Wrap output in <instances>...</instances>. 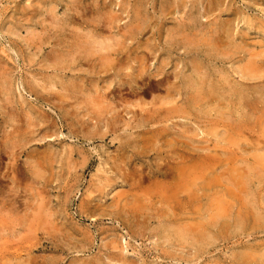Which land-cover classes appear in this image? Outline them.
<instances>
[{"label": "rangeland", "instance_id": "374dc122", "mask_svg": "<svg viewBox=\"0 0 264 264\" xmlns=\"http://www.w3.org/2000/svg\"><path fill=\"white\" fill-rule=\"evenodd\" d=\"M263 255L264 0H0V264Z\"/></svg>", "mask_w": 264, "mask_h": 264}, {"label": "bare ground", "instance_id": "6f19581e", "mask_svg": "<svg viewBox=\"0 0 264 264\" xmlns=\"http://www.w3.org/2000/svg\"><path fill=\"white\" fill-rule=\"evenodd\" d=\"M168 3H169V2H168ZM72 4H73V2H72ZM168 6H169V5H168ZM77 15H78V14H77ZM73 19H74V18H73ZM93 21H94V20H93ZM138 21H139V20H138ZM92 23H93V22H91V24H92ZM94 23H95V22H94ZM87 24H88V23H87ZM96 24H97V26H99L98 23H96ZM92 25H93V24H92ZM93 26L96 27V25H93ZM105 27H106V26H105ZM100 28H101V27H100ZM60 29H61V28H60ZM84 29H85V27H84ZM187 29H188V28H187ZM61 30H63V28H62ZM64 30H65V28H64ZM90 30H91V27H90ZM96 30H97V29H96ZM99 30H100V29H99ZM184 30H185V29H184ZM83 31H84V30H83ZM83 31H82V32H83ZM61 32H63V31H61ZM65 32L67 33V31H65ZM65 32H64V33H65ZM72 32H73V31H72ZM82 32H81V33H82ZM68 33H69V32H68ZM77 33H79V31H78ZM85 33H86V32H85ZM98 33H99V32H98ZM72 34H73V33H72ZM72 34H71V35H72ZM75 34H76V33H75ZM82 34H83V33H82ZM86 34H87V33H86ZM93 34H94V33H93ZM62 35H63V33H62ZM71 35H70V36H71ZM89 35H90V34H89ZM97 35H98V34H97ZM183 35H184V34H183ZM63 36H64V35H63ZM63 36H61V38H62ZM65 36H66V34H65ZM65 36L63 37L64 40H65ZM79 36H80V34H79ZM83 36H84V34H83ZM83 36H82V38H83ZM94 36H96V35L94 34ZM99 36H100V35H99ZM99 36H97V37H99ZM187 36H188V35H187ZM187 36H186V37H187ZM71 37H72V36H71ZM88 37H89V36H88ZM100 37H101V36H100ZM100 37H99V38H100ZM75 38L77 39L78 37H75ZM79 38H81V37H79ZM183 38H184V37H183ZM69 39H71V38H69ZM76 39H74V40H76ZM96 39H97V38H96ZM101 39H102V38H101ZM185 39H187V38H184V40H185ZM79 40H80V39H79ZM79 40H78V41H79ZM88 40H89V41H92L90 38H89ZM88 40H85V41H88ZM188 40H190V39H188ZM188 40H187V41L185 40V41L188 42ZM61 41H62V40L60 39V42H61ZM66 41H67V38H66ZM70 41H71V40H70ZM70 41H69V42H70ZM76 41H77V40H76ZM82 41H83V39H82L80 42H82ZM178 41H179V40H178ZM185 41H184V42H185ZM64 42H65V41H64ZM95 42H96V41H95ZM184 42H183V43H184ZM62 43H63V42H62ZM65 43H66V42H65ZM89 43H91V42H89ZM92 43H93V42H92ZM103 43H104V42H103ZM188 43H189V42H188ZM67 44H69V43H67ZM71 44H72V42H71ZM77 44H78V43H77ZM96 44H99V43H96ZM104 44H105V43H104ZM106 44H107V43H106ZM185 44H186V43H185ZM192 44H193V43H192ZM69 45H70V44H69ZM81 45H82V44H81ZM109 45H110V44H109ZM188 45H191V44L189 43ZM65 46H66V45H65ZM78 46H79V45H77V47H78ZM83 46H84V45H83ZM86 46H87V45H86ZM86 46H85V50H86V48H87ZM91 46H92V47H95V44H94V46H93V44L90 45V47H91ZM99 46H102V44H101V45H97V47H99ZM59 47H60V49H62L61 46H60V44H59ZM67 47H68V46H67ZM63 48H64V47H63ZM65 48H66V47H65ZM65 48L63 49L64 51H65ZM68 48H70V47H68ZM68 48H66V49H68ZM79 48H80V47H79ZM99 48H100V47H99ZM58 49H59V48H58ZM74 49H75V48H74ZM88 49H89V48H88ZM95 49L98 50V48H95ZM105 49H106V48H105ZM63 50H61L60 52H62ZM70 50H71V49H70ZM90 50H91V49H90ZM64 51H63V52H64ZM71 51H72V50H71ZM88 51H89V50H88ZM105 51H107V50H105ZM63 52H62V53H63ZM65 52L67 53V52H69V51L66 50ZM89 52H90V51H89ZM89 52H88V53H89ZM92 52H95V50H92ZM101 52H102V51H101ZM101 52H99V53H101ZM107 52H108V51H107ZM56 53H57V52H56ZM66 53H63V54H66ZM69 53H70V52H69ZM69 53H68V54H69ZM72 53H73V52H72ZM80 53H83L82 50H81ZM88 53H87V54H88ZM90 53H91V52H90ZM102 53H103V52H102ZM57 54H58V53H57ZM91 54H92V53H91ZM91 54H90V55H91ZM93 54H94V53H93ZM97 54H98V53H97ZM77 55H79V53H78ZM86 56H89V55H86ZM92 56H93V55H92ZM99 56H100V54H99ZM59 57H60V56H59ZM64 57H65V56H64ZM81 57H82V56H81ZM81 57H80V58H81ZM83 57H84V56H83ZM83 57H82L81 60H83ZM90 57H91V56H90ZM94 57H95V56H94ZM102 57H104V56H102ZM80 58H79V59H80ZM73 59H74L75 61H77L78 58L76 59V57H74ZM84 59H85V57H84ZM98 59H99V58H98ZM71 60H72V59H71ZM59 61H61V60H59ZM194 64H196V63H194ZM198 64H199V63H198ZM198 64H197V65H198ZM193 66H194V65H193ZM195 66H196V65H195ZM195 66H194V67H195ZM194 67H193V68H194ZM198 67L200 68L201 65L198 66ZM196 68H197V66H196ZM199 68H198V69H199ZM193 70H195V68H194ZM193 70H191V71L193 72ZM196 70H197V69H196ZM191 71H190V73H191ZM193 73H194V72H193ZM190 76H192V75H190ZM202 77H203V75H202ZM191 79H192V78H191ZM136 80H137V79H136ZM185 80H187V79L185 78ZM193 80H194V77H193ZM193 80H192V81H193ZM201 81H202V79H201ZM183 82H184V81H183ZM194 82H195V80H194ZM5 83H6V82H5ZM136 83H137V82H136ZM190 84H191V83H190ZM192 84H193V83H192ZM90 85H91V84H90ZM184 85H185V84H184ZM7 86H8V85H7ZM156 86L158 87V83L156 84ZM193 86H195V85H193ZM196 86H197V85H196ZM9 87H10V86H9ZM159 87H160V85H159ZM183 87L186 89V86H182V88H183ZM188 87H189V86H188ZM190 87H191V85H190ZM198 87H199V86H198ZM198 87H197V88H198ZM184 88H183V89H184ZM204 88H205V87H204ZM183 89H182V90H183ZM189 89H190V88H189ZM208 89H209V88H208ZM195 90L197 91L196 88H195ZM201 90H202V89H201ZM206 90H207V88H206ZM210 90H211V89H210ZM186 91H187V90H186ZM190 91H192V90H190ZM6 92H7V91H6ZM192 92H194V91H192ZM197 93H198V92H196V94H197ZM199 93H200V92H199ZM203 93H204V92H203ZM207 93H208V92H207ZM207 93H206V94H207ZM187 94H188V93H187ZM191 94H193V93H191ZM194 94H195V93H194ZM194 94H193V95H194ZM196 94L194 95V97L196 96ZM185 95H186V94H185ZM189 95H190V94H189ZM197 96H198V95H197ZM207 96L209 97V95H207ZM187 97H188V96H187ZM205 97H206V96H205ZM188 98H189V97H188ZM190 98H191V95H190ZM192 98H193V97H192ZM192 98L189 99L188 102L190 103V100H192L194 103H196V102L194 101V99H192ZM197 98H198V97H197ZM209 99H210V98H209ZM91 100H92V99H91ZM195 100L198 101L199 99L197 100L196 97H195ZM93 101H94V100H93ZM192 101H191V103H192ZM203 101H204V100H203ZM188 102H187V103H188ZM189 103L187 104V107H188ZM193 107H194V106H193ZM248 107H249V106H248ZM189 108H191L190 105H189ZM45 161H46V160H45ZM189 163H190V162H189ZM44 164H45V163H44ZM186 165H187V164H186ZM188 165H189V164H188ZM44 166H45V165H44ZM44 166H43V168H44ZM167 167H168V166H167ZM156 171H157V170H156ZM160 171H161V170H160ZM184 171H185V169H184ZM157 172H158V171H157ZM169 172H170V170H169ZM158 173H159V172H158ZM171 174H172V173H171ZM178 174H181V173H178ZM161 175H162V174H161ZM164 175H165V174H164ZM172 176H173V175H172ZM181 176H182V175H181ZM173 177H174V176H173ZM175 178H176V177H175ZM177 178H178V177H177ZM182 179H183V178H182ZM172 180H173V179H172ZM173 183H174V181H173ZM245 212H246V211H245ZM241 216H242V215H241ZM245 218H246V217H245ZM181 219H183V218H181ZM215 219H216V218H215ZM217 220H218V219H217ZM177 221H178V220H177ZM180 221H181V220H180ZM178 222H179V221H178ZM178 222H176V220H175V223H177V225L179 224ZM184 222H185V221H184ZM173 223H174V222H173ZM175 223L172 224V225H174V226H172V227H175ZM182 223H183V222H182ZM183 224H184V223H183ZM177 225H176V226H177ZM179 225H181V223H180ZM180 227H182V226H179V229H180ZM184 227H185V226H184ZM184 227H183V228H184ZM163 228H164V227H163ZM175 228H176V227H175ZM188 228H190V227H188ZM169 229H170V228H169ZM177 229H178V228H177ZM183 230H184V229H183ZM189 230H190V229H189ZM165 231H166V230H165ZM175 231H176V230H175ZM184 231H188V230L185 229ZM184 231H182V232H184ZM190 231H191V230H190ZM176 233H177V232H176ZM188 233H189V231H188ZM199 233H200V232H199ZM199 233H198V234H199ZM183 234H184V233H183ZM192 234H193V233H192ZM194 234H195V233H194ZM202 234H203V233H202ZM186 235H188V234H186ZM199 235H200V234H199ZM199 235H198V237H199ZM184 236H185V235H184ZM190 236H191V235H190ZM176 237H177V236H176ZM185 237H189V236H185ZM191 237H192V236H191ZM183 238H184V237H183ZM179 239H180V238H178V241H179ZM186 241H187V240H186ZM179 242H180V241H179ZM247 255H249V254H247ZM263 256H264V255H263ZM251 258H252V257H251ZM251 258H250L249 260H251ZM252 261H253V260H252Z\"/></svg>", "mask_w": 264, "mask_h": 264}]
</instances>
